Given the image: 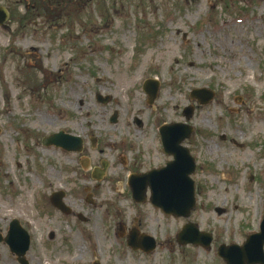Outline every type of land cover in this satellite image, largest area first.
Segmentation results:
<instances>
[{"label": "rangeland", "instance_id": "obj_1", "mask_svg": "<svg viewBox=\"0 0 264 264\" xmlns=\"http://www.w3.org/2000/svg\"><path fill=\"white\" fill-rule=\"evenodd\" d=\"M1 6L12 15L8 29L0 28V234L19 221L30 238L28 264H225L220 246H243L259 233L264 0H0ZM136 70L137 85L121 88L118 72ZM147 79L159 82L152 105L142 90ZM201 89L214 93L207 105L190 99ZM99 95L110 102H98ZM189 106L194 113L186 121ZM171 123L194 130L185 145L197 166L196 206L186 219L154 207L149 190L144 204L135 203L121 164L133 153L162 164L167 158L153 139ZM59 132L100 143L152 137L139 152L131 142L134 150L121 158L108 150L114 164L107 179L86 190L74 180L82 167L77 157L41 142ZM86 156L97 160V153ZM59 191L69 216L50 204ZM92 192L94 199L87 197ZM188 224L212 237L210 248L178 243ZM133 228L155 240L152 253L127 246ZM17 259L0 243V264Z\"/></svg>", "mask_w": 264, "mask_h": 264}, {"label": "water", "instance_id": "obj_2", "mask_svg": "<svg viewBox=\"0 0 264 264\" xmlns=\"http://www.w3.org/2000/svg\"><path fill=\"white\" fill-rule=\"evenodd\" d=\"M8 16L7 11L1 8L0 25L6 22ZM144 91L148 94L149 102L152 103L158 95V84L147 81L144 84ZM190 97L192 100L196 99L200 104L205 105L213 99L214 94L202 89L194 90ZM184 115L187 120H190L193 115V108L185 109ZM192 133L193 129L184 124H172L160 128L165 151L173 156L174 160L164 169L154 170L143 175L138 179L139 183L129 184L136 203L145 202V194L147 187H149L151 191L150 201L155 207L160 208L166 214L190 217L196 204L194 182L190 177L195 172V161L189 150L182 146V143L189 139ZM80 142V138L59 132L45 138L43 145H54L65 151H79ZM132 180L130 182H133ZM63 198L64 193H55L51 197V203L63 213L69 214V210L62 202ZM1 242L9 245L12 252L18 256L20 264H28L24 256L29 250L30 238L17 220L11 222L6 238L3 239L0 235ZM178 243L180 245H201L209 248L212 237L199 232L195 225L188 224L179 233ZM127 245L134 251L141 250L145 253H151L156 248L153 238L140 235L137 231L130 234ZM218 255L226 264H264V218L260 232L249 236L243 246H221ZM94 264H99V262H94Z\"/></svg>", "mask_w": 264, "mask_h": 264}, {"label": "flooded vegetation", "instance_id": "obj_3", "mask_svg": "<svg viewBox=\"0 0 264 264\" xmlns=\"http://www.w3.org/2000/svg\"><path fill=\"white\" fill-rule=\"evenodd\" d=\"M1 7L4 8L3 6H1ZM4 9L7 10L6 8H4ZM29 11H30V9L28 7H26V14H27V12L29 13ZM7 12L9 13V20L11 21L10 18H11L12 12L10 10H7ZM9 20L7 21V23H5L0 28L8 29V23L10 22ZM152 104H150V105H152ZM116 119H117V114H114L110 118V122L112 124H114L116 122ZM136 123L139 127H141V125H142L141 122L136 121ZM163 125H161L158 128V133L155 134V136H157V137L153 139V142L156 143L155 146L159 147L162 154L167 158L162 164H159V163L153 164L152 161H150V160L146 161L145 160L146 154H144V153H133V155L131 157L127 158L126 160L121 158L124 156V153L131 152L134 150V147H133L134 144L131 142L137 141L136 145L138 146L137 147L138 152L140 151V149H143V150L146 149L147 145H145V144L149 140L148 136L152 137V135L134 134L135 135L134 137L136 139H130V140H128V143L124 142V140H116V141L105 140L102 142L103 147H101L102 143H100V141H98V138H94V137L90 136L88 139H84V138L77 136L81 140L80 146H79V151H70L69 153L73 154L77 157V160H78V162H80L82 167H81V173L79 174V177L77 179H74V180H78V181L86 184V185H83V187H87V185H89L91 183L95 189L99 188L101 186L102 182L107 179V177H108L107 174L109 173V169L111 167H113V164H114L113 159L109 158L110 156L112 157V155H108V150L115 151L120 156L122 168L125 172H128L127 179H126L128 186L130 183H132V184L139 183L138 179H140V177H142L145 174H148L154 170L164 169L169 164V162H170L169 159L172 158V156H170L165 151V148L163 146V141H162L160 133H159V129ZM69 135L75 136L74 134H69ZM150 145H151V141H150ZM184 146H186V145L184 144ZM89 152L90 153H97V156H96L97 160H95V162H93L92 160H90V158L88 156H86V153H89ZM195 170H196V161H195ZM119 179L120 178H118L117 181ZM131 179H133L132 180L133 182H130ZM89 189H91V188H89V187L86 188V190H89ZM87 195H88L87 196L88 198L91 196L92 199H94V193L93 192L87 193ZM131 195H132V191H131ZM66 198H67V195H65V200H66ZM89 203H91V202H89ZM67 207L69 208V205H67ZM77 217L79 219H81L82 216H77ZM132 230L139 231L136 228H133ZM124 233H125V228L123 227L120 229V235L122 236ZM128 236H129V234H128Z\"/></svg>", "mask_w": 264, "mask_h": 264}, {"label": "bare ground", "instance_id": "obj_4", "mask_svg": "<svg viewBox=\"0 0 264 264\" xmlns=\"http://www.w3.org/2000/svg\"><path fill=\"white\" fill-rule=\"evenodd\" d=\"M31 50L33 52L36 51L35 47H31ZM118 75H120L119 77L117 76V82L119 86H122L121 88H125V89H131L132 87H134L135 85H137V81H138V71H135V74H130L128 75L126 72H118ZM127 85V86H124ZM213 147H210L208 150L212 151ZM224 181H230V178L228 177H223Z\"/></svg>", "mask_w": 264, "mask_h": 264}]
</instances>
